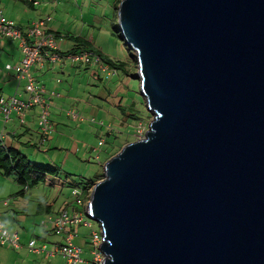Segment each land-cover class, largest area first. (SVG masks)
<instances>
[{
    "label": "water",
    "instance_id": "obj_1",
    "mask_svg": "<svg viewBox=\"0 0 264 264\" xmlns=\"http://www.w3.org/2000/svg\"><path fill=\"white\" fill-rule=\"evenodd\" d=\"M153 115L87 204L103 264H264V0H121Z\"/></svg>",
    "mask_w": 264,
    "mask_h": 264
},
{
    "label": "rangeland",
    "instance_id": "obj_2",
    "mask_svg": "<svg viewBox=\"0 0 264 264\" xmlns=\"http://www.w3.org/2000/svg\"><path fill=\"white\" fill-rule=\"evenodd\" d=\"M118 1L40 0L41 8L46 10L43 13V20H46L44 28L54 34L64 47L71 45L69 41L72 39L70 40L69 37L82 35L99 47L104 55L115 59H126L129 55V47L118 37V35L121 36V33L117 32V14L120 6ZM2 8L5 10L4 7ZM8 15L10 18H15V23L17 22L16 10L10 9ZM48 18H51L52 22L47 20ZM16 25L24 31L23 38L28 36L33 27L32 25L23 27L17 23ZM115 26L116 30L114 29ZM13 42L15 43L14 49L11 48V56H14L16 52L20 54L21 51L23 58L22 48L17 49L18 40L6 37L0 39V45H6V49L10 48ZM5 66L6 64L3 62V70ZM10 73L15 74V71ZM115 77L109 78L103 73L101 80H98L96 75L95 78L92 77L90 87H87L90 88V93L87 90L84 93L77 87L72 95L75 98L74 102L69 107H51L49 109L51 110V120H55L57 123L59 115H62L59 121L63 124L56 126L54 123L50 138L40 148L38 144L36 149L27 148L31 145L24 142L26 147L23 145L21 149H14L37 166L57 170L58 176H48L46 183L32 186L22 196L20 194L22 189L17 183L16 177L14 175L7 177L0 170V197L10 200L12 196V209H19L21 211L19 216L24 217L23 215H25L27 217L25 219L31 224L32 229H35V238L38 241H45L43 239H46V242L51 244V248L56 245L53 250L57 246L65 244L66 235L56 234L53 225H49L48 228L42 227L41 222L43 220L49 221L50 216H56L64 210H68L70 213H73L74 209L81 210L84 207V199L79 201L78 197H74L72 195L73 190L79 188L84 192L83 198L86 202L89 201L86 199V195L87 192L91 195L92 189L87 190L90 182L96 184L101 181L104 177L103 168L107 161L120 152L129 142L143 138L153 120V115L147 110L145 99L141 94L140 81L131 79V77L129 80L121 71H118V75ZM117 79L129 80L128 85L124 86L123 91L125 92L121 94V97L127 108L134 103L133 110L142 119L141 123L127 118V125H124L125 119H123L122 108L110 103L107 104L106 96L109 93L113 94L116 90L114 83ZM83 96L85 97L83 98ZM89 99L90 113H88V109L83 108ZM97 104L100 111L96 113L98 117H95L92 111L94 105ZM73 107L78 111L70 109ZM106 110L111 112V115L106 116ZM129 113L131 112H127V114ZM52 138L54 139L52 140ZM102 140L106 143L101 144ZM17 199L20 201L15 203ZM91 223L93 229L100 233V224L94 221ZM67 232L75 236L73 243L82 249L81 257L85 264H92L94 259L91 244L92 229L76 226L68 228ZM8 252L9 255L13 253L11 250ZM44 257L32 254L28 261L19 260L17 264H66L61 256L48 258L49 260ZM9 263L14 264L12 259L9 260Z\"/></svg>",
    "mask_w": 264,
    "mask_h": 264
},
{
    "label": "crops",
    "instance_id": "obj_3",
    "mask_svg": "<svg viewBox=\"0 0 264 264\" xmlns=\"http://www.w3.org/2000/svg\"><path fill=\"white\" fill-rule=\"evenodd\" d=\"M0 4L2 7L5 8V10L2 8L4 15H7L8 17L7 16L6 17L12 21H14L15 18H10L8 15V11L10 9L16 10V16H17L16 23L20 24L23 27H28L29 25H32L35 21L36 22L42 21L44 18L43 13H45L46 11V10H43V8H41L40 0H26L25 2L22 0H0ZM23 6H25V8H23ZM47 20H50L52 22L51 18H48ZM76 37L81 38L82 40L88 41L90 43V39L87 37H84L82 35H79ZM27 38L28 37L26 36L24 39L27 40ZM69 42H71V45L68 47H64V45L61 44V51L63 53L70 52L71 49H73V47L75 46V42L73 40ZM14 43L15 42H13L11 47L8 49H6V45L4 44L0 45V94L6 98L11 97L13 95H19L20 98H22V100H26L28 97L27 92L25 90L27 81H20L17 79L16 74L7 72L5 69L4 70L2 69L3 62L6 65L10 64V65L18 66L19 64H21L23 60L21 51H20V54L19 52H16L14 56H11V48L14 49L13 48ZM21 43L22 42L19 41V44L17 45V49L19 50L21 49ZM64 43H65V40H64ZM91 43L93 44V46L96 48L97 51L103 54L101 50L99 49V47H97L93 42ZM132 54L135 55L133 51H132ZM106 57H108L112 61L116 60L119 62L130 63V60L128 59L129 55L126 57V59H122V58L115 59L109 56H106ZM132 65H134V72H135V68H137V60H136V64H132ZM97 70H98L97 67H82V68L74 67L71 65L69 61L65 62L64 64L60 63V64H55V65L51 64L49 61H45L43 65H35L31 69L34 75V78H35V83L38 86H45L49 92V95L50 96L52 95V99L49 101L50 106L52 108L53 107L59 108V106L69 107V105H71L72 102H74L75 98L72 97V95L77 90V87H79L80 91L83 90L84 93L86 90L89 91L90 93V88H87V87H90V82L92 81V77L95 78L97 75L98 80H101L100 78L102 74L99 72V70L98 71ZM134 74L136 75L137 71ZM134 76H130L131 79H133ZM127 78L130 80L129 76H127ZM129 80L127 79L125 81L121 79L116 80V82L114 83L116 90L114 91L113 94L109 93L106 96L107 104L110 103L116 107L123 108V109L127 108L125 107V104H123L124 100L121 97V94L125 92L123 91L124 86L128 85ZM58 81H60V83H58ZM84 97L85 96H83V98ZM83 108L88 109V113H90V99L88 100V103H86L83 106ZM133 108H134V103H132V105L129 108H127V112H133ZM70 109H75V107L70 108ZM99 109L100 108L98 104L94 105L92 113L95 114V117H98L96 116V113L100 111ZM49 112H50V120H51V110H49ZM109 115H111V112L106 110V116H109ZM26 116L27 117H25V124L21 125L20 119L17 118L16 114H14L12 117L13 121L6 123L4 116L0 113V139L2 140L6 148L12 147L14 149H21L23 145L25 146L24 142H28L30 143L31 146L27 148L36 149L37 144L39 145V148H40L45 143L46 139L44 142L43 140H41L40 131L38 127V121H39V116H40L39 108L33 107L29 109ZM61 116L62 115H59L57 119V123L55 120H51L52 124L54 125L55 123L56 126L57 124H63L59 121V118ZM139 123H141V121H139ZM124 125H127L126 121H124ZM53 139L54 138H52V140ZM104 143L106 142L102 140L101 144H104ZM22 190L20 191V194ZM21 195L23 196V194ZM11 199H12V196H11ZM11 199L9 200V198L0 197V221L11 234L16 233L19 235L20 240H21L20 243L22 244L23 248L14 249L9 244L3 245L0 243V264H10L9 263L10 259L13 260L14 264H17L19 260L24 261V262L26 260L28 261L30 259V256L32 254L33 255L35 254V253L30 252L29 249L27 248L28 244L33 240H35L39 246L45 245L49 251L53 250V248L56 245H54V247L51 248L50 247L51 244H48V242H46V239H43L45 241H41V240L38 241V239L35 238L36 237L35 229L34 230L32 229L31 224L28 223V221L25 219L26 217L25 215H23L24 217L19 216L21 212L19 211V209H12L13 199L12 200ZM19 201L20 200L17 199L15 200V203ZM83 205L84 207L81 210L86 209L87 202H84ZM8 250H11V252H13L12 255H9L10 253L8 252ZM35 255L45 256L44 257L45 259L52 258V257L47 256V254L44 252L40 254H35ZM15 256H17L16 259H14Z\"/></svg>",
    "mask_w": 264,
    "mask_h": 264
},
{
    "label": "built area",
    "instance_id": "obj_4",
    "mask_svg": "<svg viewBox=\"0 0 264 264\" xmlns=\"http://www.w3.org/2000/svg\"><path fill=\"white\" fill-rule=\"evenodd\" d=\"M45 24L46 21L44 20L34 22L32 29L28 33V38L25 40V37L23 38L24 31L14 21H10L4 16L0 6V39L1 37H6L21 41V48L24 53L21 64L18 66L6 65V70L15 71L18 80L27 81L25 90L28 95L26 100H22L19 95L6 98L0 94V113L4 116L6 123L13 121L12 117L16 114L17 118L20 119L21 125H24L27 111L33 107H38L40 109L38 125L43 142L50 137L54 127L49 119V101L52 99V95H49L45 86H38L35 83L34 75L31 72L33 66L43 65L45 61H49L53 65L64 64L69 61L74 67H97L102 75L105 73L109 78L117 74L116 70L112 69L99 55L90 50L82 49L71 54L63 53L57 37L44 30ZM32 38L34 40H31ZM72 195L80 200L84 196V192L76 188L73 190ZM86 199H90V194L87 193ZM91 222L92 220L88 216L86 209H74L73 213L64 210L56 216H50L49 221L43 220L41 225L45 228L53 225L56 234L66 235L65 244L49 251L45 245L39 246L33 240L28 244L27 248L35 254L44 252L49 257L61 256L65 259L66 264H85L81 257L82 249L73 243V234L67 232L68 228L84 226L92 229L91 244L94 254L92 264H103L104 256L100 252L102 235L101 232L98 233L93 229ZM20 241L19 235L16 233L11 234L0 221V243L3 245L9 244L14 249H22L23 246Z\"/></svg>",
    "mask_w": 264,
    "mask_h": 264
},
{
    "label": "trees",
    "instance_id": "obj_5",
    "mask_svg": "<svg viewBox=\"0 0 264 264\" xmlns=\"http://www.w3.org/2000/svg\"><path fill=\"white\" fill-rule=\"evenodd\" d=\"M22 1L25 2L26 0H22ZM120 2L121 0L118 1V4ZM114 29L116 30L117 28L115 27ZM117 32H120L119 28L117 29ZM118 37L121 40H123L122 36L118 35ZM69 39L70 40L72 39L75 42V46L68 53L70 54L75 53L79 51L80 49L90 50L91 52L99 55L102 58V60L107 65H109L112 69L116 71H121L126 76H129V77L135 75L134 73L136 71L134 72V65L132 64H136V58H135V55L132 54V51H130L129 48L128 49H129L130 57L128 59L130 60V63L119 62L116 60L112 61L108 57L104 56L99 51H97L91 42L89 43L88 41L82 40L81 38H78V37H69ZM121 111H122V114H124L123 119H125V121H127V118L135 120V121H142V119L135 114L134 110L130 114H127V108L126 109L122 108ZM0 170L7 177H10L12 175L16 177L17 183L22 189H24L22 190L21 194H24L25 191L30 190L32 186H37L39 184L46 183L48 176H51V175L58 176L57 170L47 168V167L37 166L34 163L29 162L20 152L14 150V148L12 147L6 148L1 139H0ZM94 185H95V182H90V185L87 187L88 188L87 190L89 191L90 189H92ZM81 199H84V198L82 197ZM84 202H86L85 199H84Z\"/></svg>",
    "mask_w": 264,
    "mask_h": 264
},
{
    "label": "clouds",
    "instance_id": "obj_6",
    "mask_svg": "<svg viewBox=\"0 0 264 264\" xmlns=\"http://www.w3.org/2000/svg\"><path fill=\"white\" fill-rule=\"evenodd\" d=\"M0 6H1V4H0ZM1 9H2V6H1ZM3 10V9H2ZM4 14V13H3ZM16 24V23H15ZM47 33H50V32H47ZM50 34H52V33H50ZM64 41V40H63ZM124 41V40H123ZM80 50H82V49H80ZM64 53H68V52H64ZM24 58V57H23ZM8 65V64H7ZM10 65V64H9ZM13 66V65H12ZM88 67H94V66H88ZM78 68H82V67H78ZM5 69H6V66H5ZM98 71V70H97ZM9 72H11V71H9ZM32 72V71H31ZM33 74V73H32ZM117 74H118V71H117ZM116 74V75H117ZM115 75V76H116ZM114 76V77H115ZM112 78V77H111ZM50 104V103H49ZM51 107V106H50ZM49 119H50V117H49ZM51 121V120H50ZM38 127H39V125H38ZM39 131H40V129H39ZM50 138V137H49ZM144 138V137H143ZM48 139V138H47ZM140 139H142V138H140ZM139 140V139H138ZM137 141V140H136ZM131 143V142H130ZM119 153V152H118ZM76 189V188H75ZM92 192V191H91ZM91 196V195H90ZM89 202V201H88ZM88 202H87V204H88ZM86 210H87V206H86Z\"/></svg>",
    "mask_w": 264,
    "mask_h": 264
}]
</instances>
